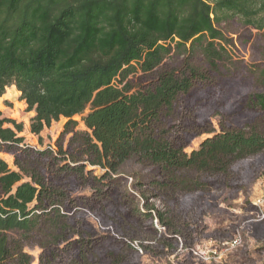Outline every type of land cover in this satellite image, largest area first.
<instances>
[{"label":"trees","instance_id":"16d2710c","mask_svg":"<svg viewBox=\"0 0 264 264\" xmlns=\"http://www.w3.org/2000/svg\"><path fill=\"white\" fill-rule=\"evenodd\" d=\"M229 16L264 31V0H0V97L16 87L38 138L65 119L39 149L0 112V153L13 158L0 157V264H32L34 247L38 264H103L105 241L118 245L108 264H140L195 244L213 188L239 190L238 165L264 164V125L186 128L180 117V98L226 71ZM198 49L205 66L192 63ZM246 102L264 110V92ZM201 134L211 137L186 153ZM127 165L140 169L129 190ZM85 187L90 196H73ZM248 227L264 254V217Z\"/></svg>","mask_w":264,"mask_h":264},{"label":"rangeland","instance_id":"374dc122","mask_svg":"<svg viewBox=\"0 0 264 264\" xmlns=\"http://www.w3.org/2000/svg\"><path fill=\"white\" fill-rule=\"evenodd\" d=\"M243 20L239 16H229L219 26L228 44L223 61L226 71L219 72L218 69L219 76H214L212 85L195 88L180 98V117L184 127L207 126L211 123L218 130V121L228 122L234 127L256 123L264 125V110L251 108L246 102V96L249 94L264 92V80L258 75L259 70L264 68V31H256L245 26ZM196 55L197 58L192 60V63L205 66V60L199 49ZM0 112L2 117L22 124L23 130L19 136L24 138L25 144L39 149L54 147V142L65 122L64 118L52 122L49 128L43 129L39 138L30 133L29 121L34 113L26 111L24 101L20 100V92L14 85L7 87L0 97ZM216 112L219 114L208 118L210 114ZM74 119L80 120L79 116H75ZM77 128L83 130V124L79 123ZM208 137H211V134L188 136V146L184 151L189 154L192 150L198 149L200 143ZM0 157L13 168L11 155L0 153ZM249 165L250 162L238 165L242 174L240 176L244 179L239 190L213 188L212 196L217 198L216 207L207 208L200 216L198 228L202 230L201 236L191 248L185 249L186 253L174 255L173 260L177 264H264V254L257 251L262 243L256 237L261 236V231L258 232V227H248L250 222H256L264 217V164L260 163L256 170L253 169L254 173L248 172ZM88 169H93L97 176L101 175V170L98 168ZM124 171L126 174L120 177V186L129 190L136 180L134 175L139 173L140 169L127 165ZM91 193V189L85 187L75 190L72 194L75 198H80L90 196ZM155 205L160 207L156 201ZM92 222L101 232V226L93 220ZM234 239L237 243L232 244ZM117 247L118 245L112 241L100 244L99 258L103 264L109 263V258L104 257V254L116 252ZM196 247L208 252V261L199 262L193 257L190 250ZM25 250L32 256V264H38L42 250L38 247ZM169 256L166 258L144 256L140 259V264H166ZM130 260L128 258V262L124 264L129 263Z\"/></svg>","mask_w":264,"mask_h":264},{"label":"built area","instance_id":"2783aa9c","mask_svg":"<svg viewBox=\"0 0 264 264\" xmlns=\"http://www.w3.org/2000/svg\"><path fill=\"white\" fill-rule=\"evenodd\" d=\"M231 243H232V244H235V243H237V240L234 239ZM179 252H180V253H183V252L186 253L187 250H185V249H181V250H179ZM190 253H191V254L193 255V257H194L197 261H199V262H206V261L209 260V257L207 256L208 252H203L199 247H196V248L191 249V250H190ZM174 257H175L174 255L169 256V257L167 258V263H166V264H177V263L173 260Z\"/></svg>","mask_w":264,"mask_h":264}]
</instances>
